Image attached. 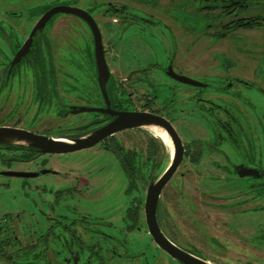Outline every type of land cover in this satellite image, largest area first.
I'll return each instance as SVG.
<instances>
[{
    "label": "flooded vegetation",
    "instance_id": "1",
    "mask_svg": "<svg viewBox=\"0 0 264 264\" xmlns=\"http://www.w3.org/2000/svg\"><path fill=\"white\" fill-rule=\"evenodd\" d=\"M256 2L246 0L247 6H238L235 0H227L222 10H216L213 27L202 29L196 39L211 36L212 45L238 29H264V23H229L237 17L254 15L243 13ZM57 4L77 7L78 13L54 11L36 24L45 11ZM168 15L171 19L162 23L173 48L164 62L148 55L145 60L133 62L128 58L126 66H116L112 62L117 61L126 42L129 18L142 17L126 11L125 5L104 0L85 7L81 0H33L24 7H0V127L70 140L106 124L122 111L164 118L172 136L177 137L179 154L154 203L153 213L161 234L176 247L210 264H264V102L256 105L250 98L256 93L264 99V88H252L250 76L254 64L264 63V39L254 41L251 54L239 56L240 60L250 59V63L242 64L238 71H232L239 61L235 59L236 52L218 48L225 56L221 60L210 58L207 65L214 72H203L199 64L203 61L197 63L189 58L187 23L183 18L179 21L176 14ZM257 15L264 20L263 13ZM224 17L228 18L221 22ZM95 32L109 73L105 95L97 80ZM22 46L27 47L24 52ZM198 48L205 50L201 44ZM155 131L147 124L124 126L88 146L76 148L97 144L110 150L125 176L124 191H136L122 209L111 208L109 214L95 215L113 227L112 231L87 228L91 233H84L79 220L72 217L78 231L70 232L69 239L81 242L79 250L85 246L84 264H89L93 255L111 256L108 250L126 257L122 264H187L159 247L147 230L146 185L166 169L177 151L171 135L167 136V144ZM69 151L44 152L15 136L0 139V175L18 178L22 187L31 183L44 187V182H33L34 178L62 176L51 154ZM82 179L77 183L86 185ZM116 214L121 220L118 227L106 220ZM13 216L5 213L0 223ZM84 216L80 211L78 218ZM53 219L57 223V214ZM10 225L0 224V239L18 238V234L57 237V232H42L38 222L35 229L22 226L20 232L12 227L13 223ZM133 231L145 232L153 246L117 253L114 248H102L97 239L93 241L96 233V237L120 242ZM84 240L90 242L83 243ZM1 255L8 256L0 251Z\"/></svg>",
    "mask_w": 264,
    "mask_h": 264
},
{
    "label": "rangeland",
    "instance_id": "2",
    "mask_svg": "<svg viewBox=\"0 0 264 264\" xmlns=\"http://www.w3.org/2000/svg\"><path fill=\"white\" fill-rule=\"evenodd\" d=\"M8 1L0 0V7H24L33 2V0H11L14 1V4L10 5L6 4ZM94 1L104 0H81V3L86 7L91 6ZM109 1L123 4L126 11L142 16L129 18L131 21L125 31L126 42L123 44V48L121 46L117 61L112 62L114 65L116 63V66H126L128 58H131L133 62L141 60V58L145 60V56L148 55L159 63L164 62L167 55L170 54V49L173 48L171 36L162 23V20L171 19V16L168 15L170 13L176 14L179 21L183 18L187 23L190 30L189 58L194 59V62L197 63H199L198 60L203 61L204 66L203 62L199 63L200 71L203 72H214L212 67L207 65L210 58L221 60L225 56L222 52L217 51L218 48L226 51L230 49L232 53L236 52L234 54L238 57L235 59L239 61H236L232 71L233 73L238 71L242 64L250 63V59L249 61L248 58L240 60L239 56L251 54L252 48L255 49L254 41L264 39V29L262 28L238 29L235 30L236 32L230 33L231 36L228 34L229 37L223 38L220 43L209 45L213 39L206 35L199 39V43V40L196 39L197 34L208 25L213 27L216 10H222L223 6L221 5L227 0ZM256 1V5L250 7L243 14H264V0ZM140 8L145 9L143 10L145 12H141ZM227 18H221V22H225ZM200 44L204 45L205 50L202 51L198 48ZM251 68L252 88H264V63L258 62ZM243 86L245 87V85ZM250 98L256 105L264 102L263 97H257L256 93ZM157 135L164 141L161 135ZM44 157L46 158L47 155ZM51 158L56 159L57 168L62 176L41 175L34 178L33 182H44V187H35L32 186V183L22 187L18 178L0 175V218L7 212L15 214L13 217H6L0 224L6 227L13 223L12 227L18 228L17 230L20 232L22 226L24 229L26 227H29L30 230L35 229V222H38L42 232H57V237L52 234H32L27 237L18 234V238L14 236L6 238L7 231L2 232L5 238L0 239V251L5 252L8 256L1 255L0 264H84L82 261L85 260L87 252L85 246L79 250L78 246L81 242L69 239L70 232L78 231L75 222L79 220L77 223H81V226L84 227V233H91L86 231L87 228L112 231L113 227L100 221L95 215L109 214L111 208L122 209L127 200L136 194V191L127 193L124 191L125 176L114 153L97 144L65 153H53ZM79 178H83L87 184H78ZM29 181L32 182V180ZM72 208L77 212H72ZM80 211L85 215L81 219L78 218ZM56 214L57 223L53 219ZM72 217L75 218V222L72 221ZM106 220H109L115 227L121 223L118 214L108 217ZM97 235L94 234L93 241L97 239L102 248H114L117 253L125 249L131 251V249H147L153 246L149 236L140 231L126 234L120 242L115 239H102L96 237ZM85 242L90 241L84 240L83 243ZM67 246L69 249L66 248ZM107 253L111 256H91L89 264H99V260H102L101 264L126 263V257L114 254L109 250Z\"/></svg>",
    "mask_w": 264,
    "mask_h": 264
},
{
    "label": "water",
    "instance_id": "3",
    "mask_svg": "<svg viewBox=\"0 0 264 264\" xmlns=\"http://www.w3.org/2000/svg\"><path fill=\"white\" fill-rule=\"evenodd\" d=\"M76 9H79L74 6H69L66 4H57L50 7L47 11H45L40 18L37 20L36 24H40L44 21V19L52 12L63 10V11H70V12H77ZM78 13V12H77ZM82 14V13H79ZM84 16V14H82ZM24 47L22 46L21 49ZM27 47H25L26 49ZM20 49V50H21ZM94 49H95V61L97 66V80L99 82V86L103 95H105V86L104 83L107 80L109 73L108 69L102 59V52L99 44V34L98 32L94 33ZM91 110H102L97 108H89ZM141 124L147 125H157L166 133L167 136L171 135L173 140V145L175 150L179 147L177 137L172 136V129L164 118L147 114L143 112H134V111H122L118 112L109 122L106 124L94 129L93 131L77 136L70 140L62 139L61 137H57L58 139H53L51 137H46L43 135L33 134L28 132L24 129L20 128H11V127H0V139L1 140H9L12 137L23 138L24 140L28 141V144L35 145L39 147L44 152H61V151H69L74 150L76 148L88 146L94 142H96L99 138L104 136L105 134L122 128L124 126H140ZM179 154V150L177 149L176 153H174L173 159H171V163L166 165V169L158 175L155 179H150L146 185V189L144 192V206H145V215H146V224L147 230L149 234L153 237L155 243L162 248H165L173 254L183 260L187 264H210L204 259L199 257L193 256L180 248L173 245L169 240H167L159 231V228L156 224L155 217H154V203L158 194V191L162 184L167 180L170 173L173 170V167L177 161V156Z\"/></svg>",
    "mask_w": 264,
    "mask_h": 264
},
{
    "label": "trees",
    "instance_id": "4",
    "mask_svg": "<svg viewBox=\"0 0 264 264\" xmlns=\"http://www.w3.org/2000/svg\"><path fill=\"white\" fill-rule=\"evenodd\" d=\"M236 3H238V6H247L244 5L246 0H235ZM239 3H242L239 5ZM229 23H233L234 26H245V25H251V24H260L264 23V20L261 18L260 15L254 14L251 16H246V17H237L235 19H232L229 21Z\"/></svg>",
    "mask_w": 264,
    "mask_h": 264
},
{
    "label": "bare ground",
    "instance_id": "5",
    "mask_svg": "<svg viewBox=\"0 0 264 264\" xmlns=\"http://www.w3.org/2000/svg\"><path fill=\"white\" fill-rule=\"evenodd\" d=\"M151 127H152V129H155L156 130L155 132L157 134L161 135L163 137L164 141H166L169 144L170 141H169L166 133L163 130H161L160 128L154 127V126H151Z\"/></svg>",
    "mask_w": 264,
    "mask_h": 264
}]
</instances>
